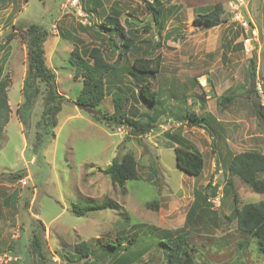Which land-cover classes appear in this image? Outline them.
Wrapping results in <instances>:
<instances>
[{
  "label": "rangeland",
  "instance_id": "1",
  "mask_svg": "<svg viewBox=\"0 0 264 264\" xmlns=\"http://www.w3.org/2000/svg\"><path fill=\"white\" fill-rule=\"evenodd\" d=\"M101 1L105 13L89 0H0V72L11 82L10 120L0 146V173H4L0 183H5L0 187V264H67L66 253L74 251L79 241L93 248L98 247L97 241L108 243L135 231V248L141 255L130 253L138 264H167L161 237L180 232L187 233L188 244L195 247V264H264L257 240L240 232L234 213L237 206L264 201V193L252 191L238 176L230 177L225 165L239 152H264V110L259 111L264 106V0H161L165 17L161 34L143 0ZM217 2L225 8V20L210 28L194 26L198 12ZM113 9L120 11L127 33L139 44L122 60L125 72L115 70L108 75V95L97 109L112 114V94L122 87L129 96L125 102L129 114L152 113V107L133 99L127 84L139 96L145 78L131 69L133 59L162 55L161 73L152 82L166 114L161 124L140 137L132 136L123 125L124 131L111 132L75 104L83 84L69 62L78 44L75 37L82 40L80 47H102L113 62L117 53L109 50L108 34L99 27ZM29 23H40L49 31L44 44L47 63L56 73L59 92L68 98L57 115L56 137L40 154L33 150L32 141L43 95L34 104L28 135L15 110L23 98L28 69L23 30ZM157 42L155 49L152 46ZM226 93L235 98L220 107L219 98ZM187 108L206 117L204 126L176 121V113ZM166 132H180L199 148L204 156L200 176L178 168ZM127 151L135 154L140 178L121 187L112 184L104 170L115 156ZM19 170H26L27 177L3 180L10 171ZM13 188L19 193L15 204L10 199ZM196 189L207 193L208 200L219 201L213 203L214 212H204L200 205L190 216ZM90 199H112L122 208L92 210L84 216L72 211L74 203L86 205ZM35 219L45 224L47 261L31 249L33 229L40 228ZM95 264L115 262L108 256Z\"/></svg>",
  "mask_w": 264,
  "mask_h": 264
},
{
  "label": "trees",
  "instance_id": "2",
  "mask_svg": "<svg viewBox=\"0 0 264 264\" xmlns=\"http://www.w3.org/2000/svg\"><path fill=\"white\" fill-rule=\"evenodd\" d=\"M96 7L101 8L104 13L105 9L101 0H89ZM147 11L154 17L153 21L157 33L161 34L164 30V9L161 5V0H143ZM225 8L221 3L210 5L208 9L198 12L192 23L196 27L210 28L221 24L224 18ZM120 11L113 9L106 13L99 27L101 32L108 34V48L110 51L116 52L117 56L113 62L106 58V52L100 46L80 47L82 40L75 37L76 42L71 51L69 62L75 67V76L82 77V89L75 100L78 108L85 111L94 122L104 126L111 132L117 131V128L123 126L129 127V131L134 137L146 135L154 129L157 124H161L162 116L166 114L164 103L160 100V92L153 88V80L161 73L162 55L158 53L156 56H140L133 59L131 69L136 72V75H141L145 78L139 86L140 95L136 94L133 86L127 84V89L130 90L131 96L136 102H142L152 107L154 111L150 114L144 113L141 116H133L125 110V102L129 100V96L122 87H118L112 94V104L114 112L106 115L99 107L108 92L106 90V81L108 75L115 70L125 72L126 68H122V60L137 47L139 41L134 35H129L125 26L121 22ZM25 28V29H24ZM24 30L27 40V55L28 69L26 71L23 84V98L16 108V114L23 124L26 135L28 128L32 126L31 117L34 104L40 95H43V106L39 119L34 126V140L32 148L40 154L45 144L56 137L55 128L58 126V113L62 108V104L68 98L59 92L56 73L47 63L46 51L44 44L48 38L49 31L40 23H29L24 25ZM118 37V41L116 39ZM9 41L12 39V34L8 36ZM154 44V43H152ZM159 42L152 47L156 49ZM153 52V51H152ZM252 87H255L254 79L256 76L255 60L252 59ZM120 69V70H119ZM0 72V146L4 137V127L10 120L11 107L9 104V86L10 80L2 77ZM134 75V76H136ZM140 76V77H141ZM137 77V76H136ZM202 100H206L203 95ZM235 95L226 93L220 96L218 105L220 107L231 103ZM194 103V102H192ZM227 103V104H226ZM226 104V105H225ZM264 106H261L259 111L262 113ZM176 121L180 124L187 121L189 124L202 126V121L206 117L198 114L189 108L183 113H176ZM204 126V125H203ZM165 136L175 143V161L178 168L185 171L191 176H200L204 169V156L202 152L187 140L182 133L166 132ZM225 165L230 177L238 176L244 181L249 188L257 193H264V152L257 150H249L234 154ZM110 177L112 184L123 187L128 180H138L140 173L138 171V163L135 154L127 151L122 155H117L113 158L111 164L104 170ZM4 173H0L2 177ZM26 170L10 171L3 180L13 182L15 180H23L27 177ZM227 193V191H226ZM18 189H15L11 195V201L15 204L18 201ZM195 207L192 209L190 216L196 212V208L202 205L204 212L210 213L215 211L213 201L208 200L207 193L195 190ZM237 200V196L235 195ZM89 204L83 205L80 202L73 204L72 211L77 216H84L92 210L105 209H121L122 206L117 201L112 199L106 200H89ZM234 213L236 217L237 227L245 235H250L257 240L256 247L259 253L264 254V201L250 202L242 207H235ZM123 217L126 221L129 215L123 211ZM40 228L33 229L30 245L31 249L39 254L44 261L46 250L43 249V237L45 232V224L40 219H35ZM143 226V225H141ZM122 233L117 236L115 241L108 243L98 242V247H90L85 241H79L74 246V251L66 253L67 264H95L102 262L108 256L114 259L115 264H138L134 261V257L130 252L136 251L137 232L130 237ZM126 240L127 243H123ZM188 234L180 232L177 235L167 234L161 237L160 243L163 246L166 254L167 264H195L196 256L194 253L195 247L189 245ZM123 248L124 252H120ZM125 251L127 253H125ZM138 252V253H137ZM136 255H141V252L136 251ZM132 256H130V255ZM95 255L93 259L91 256ZM138 257V256H137ZM146 264V263H144Z\"/></svg>",
  "mask_w": 264,
  "mask_h": 264
},
{
  "label": "built area",
  "instance_id": "3",
  "mask_svg": "<svg viewBox=\"0 0 264 264\" xmlns=\"http://www.w3.org/2000/svg\"><path fill=\"white\" fill-rule=\"evenodd\" d=\"M242 23H243V25H245L244 21ZM248 45H250V38L245 40V47H246L245 49L246 50L249 48ZM117 131H124V127L117 128ZM209 199H211L213 201V203H219V201H217L216 198H214V199L213 198H209Z\"/></svg>",
  "mask_w": 264,
  "mask_h": 264
},
{
  "label": "crops",
  "instance_id": "4",
  "mask_svg": "<svg viewBox=\"0 0 264 264\" xmlns=\"http://www.w3.org/2000/svg\"><path fill=\"white\" fill-rule=\"evenodd\" d=\"M61 93V92H60ZM21 102V100L20 101H18L17 103H16V107H15V110H16V108H17V106H18V104ZM9 103H10V100H9ZM10 107H11V104H10ZM179 123V122H178ZM169 140V139H168ZM169 142H170V144H171V147H175V143H173L172 141H170L169 140ZM3 184H5V183H0V187H1V185L3 186ZM16 188H13V190L11 191V193H10V195H12V192L15 190Z\"/></svg>",
  "mask_w": 264,
  "mask_h": 264
},
{
  "label": "bare ground",
  "instance_id": "5",
  "mask_svg": "<svg viewBox=\"0 0 264 264\" xmlns=\"http://www.w3.org/2000/svg\"><path fill=\"white\" fill-rule=\"evenodd\" d=\"M129 128V127H128Z\"/></svg>",
  "mask_w": 264,
  "mask_h": 264
}]
</instances>
